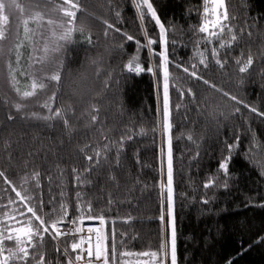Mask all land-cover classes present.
<instances>
[{"label":"trees","instance_id":"obj_1","mask_svg":"<svg viewBox=\"0 0 264 264\" xmlns=\"http://www.w3.org/2000/svg\"><path fill=\"white\" fill-rule=\"evenodd\" d=\"M18 2L25 8V17L36 10L30 0ZM114 2L117 7H122V22L117 26L135 35L137 39H142L139 20L130 0ZM152 2L162 22L170 29L169 38L184 45L175 49L170 45V57L176 61L188 62L193 56L192 28L198 26L202 20V0ZM82 4L90 14L83 17V22L91 31L96 46L85 44L79 34L75 37L76 43L66 46L63 54L65 76L55 104L65 108L71 104L79 114L87 110L91 103L98 102L104 120V132L115 140L127 129L144 130V135L135 136L126 144L122 156L127 172L140 180L132 197V203L136 207L121 204L109 215L116 217L117 214L126 216L131 213L137 219L132 225L130 235L139 234L140 239L131 241L130 247L135 251L155 249L158 246L157 235L160 229L157 217L160 210L158 182L161 178L158 159L160 137L158 132L153 131L157 124L158 77L148 72L136 75L124 69V64L134 54L136 45L128 42L121 52L114 47L122 42L118 34L107 38L103 35L104 25L95 17L116 23L114 14L108 9L107 0H82ZM229 10L236 17L233 24L237 29L246 24H255L251 28L252 37L249 39L245 35L239 47L233 50L232 57L239 56L241 50L245 55L251 50L255 56H260L264 52V0H229ZM9 14L10 35L3 42L6 52L17 42L16 34L21 21V13L16 10L11 9ZM145 25L149 35L155 37L158 29L147 20ZM7 59L6 55L0 60V97L7 99L10 105L18 98L7 83L4 62ZM92 60H98V65L92 64ZM140 62L147 68L158 63V58L141 51ZM98 67L102 69L99 79L96 76ZM210 68V71L203 73L205 78L264 111V75L261 74L264 60L258 59L250 74H239L232 58H229L223 72L213 65ZM45 70L51 71L53 67L49 65ZM172 71L178 76L181 75L174 68ZM109 73H112L116 82L111 84L108 91H104L103 80ZM183 83L196 92L197 102L188 104L186 118L183 116L184 109L173 117V136L180 137L173 142L178 264H228L229 261L231 264H264V239H261L264 237V207L259 206L264 203V176L260 174L264 166V119L257 118L241 105H234L232 102L226 104L219 93L200 82L185 80ZM53 90L49 87L37 97L22 101L27 105L25 111L43 112L38 105ZM171 96L173 104L179 102L175 91L171 92ZM188 99L185 96V102ZM234 107H240L242 114L232 116ZM9 110L10 108L0 107V121L3 122L0 124V144L5 141L12 143L13 155L16 157L13 162L16 174L10 178L19 187L22 183L21 177L26 171L30 174L33 167H39L41 172H45L51 166L50 174L55 179L58 174L54 164L59 163L66 170L62 179L67 183L71 194V168L84 166L82 161L77 163L76 160L78 147L99 141L100 133L85 129L83 122L76 120L73 124L77 130L70 140L62 126L49 129L43 126L42 121L20 120L19 114H16L18 118L15 121L9 122L6 118ZM220 112L229 119L218 116ZM210 113L217 114L218 119H213ZM237 134L240 136V143L229 166L232 177L228 180L229 187L205 189L203 184L218 175V165L228 154L225 142L233 144ZM188 135L193 137L192 141L187 139ZM41 145L45 149L53 148L59 159L54 160L49 154L45 164L44 155H40L25 169L27 153L39 149ZM137 157L139 165L136 162ZM219 178L222 181L223 174H219ZM109 190L115 192L114 189ZM92 191L89 189V195ZM11 195L14 196V193ZM205 199L209 201L207 204L202 203ZM117 227L121 230L127 229L126 225ZM45 250L49 257L56 256L51 241L45 245Z\"/></svg>","mask_w":264,"mask_h":264},{"label":"snow or ice","instance_id":"obj_2","mask_svg":"<svg viewBox=\"0 0 264 264\" xmlns=\"http://www.w3.org/2000/svg\"><path fill=\"white\" fill-rule=\"evenodd\" d=\"M30 2L35 5L36 10L25 17V8L18 0H0V60L8 56L4 61L7 69L6 79L18 98L9 105L7 99L0 97V107L10 108L7 121H15L18 118L16 114H19L20 120L42 121L43 126L49 129L62 126L71 140L77 130L73 121L79 120L83 122L85 129L99 132L100 140L78 147L76 160L77 163L82 161L84 166L71 168V194L67 183L62 179L66 170L61 168L59 163L54 164L58 174L55 179L50 174L51 166L46 168L45 172H41L39 167H33L30 174L25 172L21 177V185L17 187L14 179L10 178L16 174V166L13 163L16 157L13 155L12 143L5 141L0 144V264H178L173 142L180 137L173 136V117L184 109L183 116L186 118L188 104L197 102L196 92L183 81L200 82L219 93L226 104L232 102L234 105H241L257 118L264 119V111L225 91L203 75L205 71L211 70L210 65L223 72L229 58L233 59L239 74H250L257 60H264V52L258 57L251 50L246 55L241 50L240 55L235 57H232V52L239 47L245 35L249 39L252 37L251 28L255 27V24H246L237 29L233 24L236 17L229 10V0H202V20L198 26L192 28L193 56L188 62H182L170 57L169 46L175 49L184 45L169 38L170 29L162 22L152 0H130L134 14L139 20L142 39H137L135 35L117 26L122 22V7H117L114 0H107V4L116 23L95 17L104 25L103 35L106 38L116 34L122 38V42L114 46L116 49L123 52L128 42L136 45L134 54L124 64L128 73L139 75L148 72L158 77L157 124L153 129L160 137L158 246L155 249L135 251L130 247V243L140 237L139 234L130 235V232L137 218L131 213L126 216L117 214L116 217L109 213L121 204L136 207L132 203V197L140 180L127 172L122 163V156L126 144L135 136L144 135V130L127 129L115 140L104 132L105 125L98 102L91 103L87 110L79 114L71 104L66 108L55 104L65 76L63 54L66 46L77 42V34L85 44L96 46L91 31L83 22V17L90 14L83 6L82 0ZM11 9L21 13V21L16 34L17 42L6 52L3 42L8 40L10 35ZM146 20L158 29L155 37L149 35ZM141 51H146L150 57L158 58V63L145 68L140 62ZM91 63L98 65L99 61L92 60ZM49 65L53 70L46 71ZM173 68L181 75L174 74ZM101 71L98 67V79ZM261 74L264 75V69ZM115 82L112 73H109L103 80L104 91H108ZM49 87L54 89L51 95L38 105L44 111L26 112L27 105L22 101L37 97ZM172 91L177 93L178 103L173 104ZM185 96L189 98L187 102ZM237 114H242L240 107L233 109L232 116ZM209 115L213 119H218V116L229 119L223 112L218 113V116L214 113ZM2 123L0 121V124ZM187 139L192 141L193 137L188 135ZM239 143V134L235 136L233 144L225 142L228 154L218 165V175L203 184L205 189L229 187L228 180L232 178L229 166ZM49 154L54 160L59 159L53 148L45 149L43 145L39 149L29 151L28 160L24 161L25 169L40 155H44V163L47 164ZM245 155L247 156V153ZM136 162L139 165L138 157ZM219 174L224 176L222 181ZM260 174L264 176V166ZM89 189L93 190L91 195ZM109 189H114L115 192ZM208 202L207 199L202 201L204 204ZM259 206L264 207V203ZM117 225H126L127 229L121 230ZM49 241L52 242L56 253L54 258L49 257L45 250ZM228 264H231V261Z\"/></svg>","mask_w":264,"mask_h":264}]
</instances>
